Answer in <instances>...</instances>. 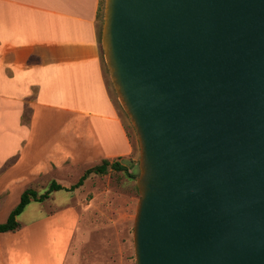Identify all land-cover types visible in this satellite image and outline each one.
<instances>
[{
	"label": "water",
	"instance_id": "95a60500",
	"mask_svg": "<svg viewBox=\"0 0 264 264\" xmlns=\"http://www.w3.org/2000/svg\"><path fill=\"white\" fill-rule=\"evenodd\" d=\"M138 141L135 264H264V0H104Z\"/></svg>",
	"mask_w": 264,
	"mask_h": 264
},
{
	"label": "crops",
	"instance_id": "0c3cea01",
	"mask_svg": "<svg viewBox=\"0 0 264 264\" xmlns=\"http://www.w3.org/2000/svg\"><path fill=\"white\" fill-rule=\"evenodd\" d=\"M100 4L0 0V201L9 200L0 223L25 189L41 194L57 176L68 178L103 160L124 165L133 154L125 112L104 69ZM91 174L66 190L74 196L54 203V210L43 209L49 197L31 200L17 217L20 227L0 232V264H133L104 256L82 231L79 195ZM32 202L40 209L21 221Z\"/></svg>",
	"mask_w": 264,
	"mask_h": 264
},
{
	"label": "rangeland",
	"instance_id": "374dc122",
	"mask_svg": "<svg viewBox=\"0 0 264 264\" xmlns=\"http://www.w3.org/2000/svg\"><path fill=\"white\" fill-rule=\"evenodd\" d=\"M103 8L104 0H101L99 7V38H101ZM103 64L111 94L116 96L109 78L104 56ZM115 98L117 99V97ZM28 115L29 111L26 108L23 118H28ZM123 117L133 144L132 156L123 161L127 170L109 168L104 174H91L86 180L84 188L80 190L79 196L83 200V203H80V209L82 219L85 222L82 231L89 233L88 235L93 246L100 247L101 253L104 256L106 255V257L113 258V255L117 254V261L121 258H127L135 264L132 230L136 204L139 198L135 183V178L139 174L138 141L129 118L125 113ZM54 126H56L55 123L52 124V127ZM83 170V167L76 169L71 175H68V178L57 176L56 181L64 185L74 183ZM47 187L40 188V192H43ZM36 188L39 187L36 186ZM73 196V193L66 190H54L48 196L49 199L44 201L45 207L43 209L48 210L52 207V210H54V203L60 204L62 201H70ZM8 201L6 198H3L0 201V209H3ZM38 208L40 209V204L32 202L25 214L19 219L23 221L32 214H37ZM99 235L103 236L100 241H98Z\"/></svg>",
	"mask_w": 264,
	"mask_h": 264
},
{
	"label": "trees",
	"instance_id": "16d2710c",
	"mask_svg": "<svg viewBox=\"0 0 264 264\" xmlns=\"http://www.w3.org/2000/svg\"><path fill=\"white\" fill-rule=\"evenodd\" d=\"M109 168L114 170H123V171L127 170L126 167L122 165L118 160H114L112 162L108 160H103L100 164L86 169L83 172V174L79 177V179L76 181V183H74L70 187H63L61 184L53 180L49 184L46 191H44L41 194H38V192L32 188L25 189L21 193L17 205L10 211L7 219L4 222L0 223V232L14 231L20 227V223L18 222L17 217L31 200L42 201L46 199L50 195V193L54 190H60V189L74 190L75 188L83 184L84 180L88 177L89 174L91 173L104 174L108 171Z\"/></svg>",
	"mask_w": 264,
	"mask_h": 264
}]
</instances>
